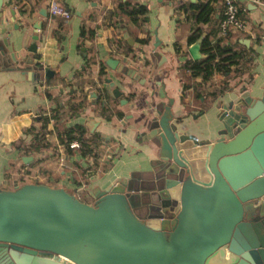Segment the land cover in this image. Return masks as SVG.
Returning <instances> with one entry per match:
<instances>
[{"label":"crops","instance_id":"crops-1","mask_svg":"<svg viewBox=\"0 0 264 264\" xmlns=\"http://www.w3.org/2000/svg\"><path fill=\"white\" fill-rule=\"evenodd\" d=\"M49 1L3 0L1 7L5 31L0 37L9 33L7 58L0 60L1 188L43 183L90 203L97 188L119 181L133 189L134 200L144 201L157 170L156 147L145 137L157 110L169 103L178 132L214 140L221 136V110L236 105L240 94L257 98L264 93V0L262 5L239 1L246 30L232 33L238 42L246 38L250 43L239 42L247 56L242 71L226 77L214 71L203 82L185 66L191 59L186 45L191 21L173 0H126L146 7L145 20L138 23L118 14V0H53L68 9L66 20L47 13ZM214 7L216 19L220 4ZM42 8L45 16L39 14ZM37 21L40 27L34 29ZM33 33V61L52 71L46 80L42 70L25 71L15 62L28 54ZM15 52L13 61L8 54ZM109 57L117 61L114 69L105 64ZM75 103L81 105L73 113ZM88 116L95 121L91 131L85 125ZM76 123L96 143L90 155L63 149L62 131ZM35 136L47 147L24 151Z\"/></svg>","mask_w":264,"mask_h":264},{"label":"water","instance_id":"water-1","mask_svg":"<svg viewBox=\"0 0 264 264\" xmlns=\"http://www.w3.org/2000/svg\"><path fill=\"white\" fill-rule=\"evenodd\" d=\"M8 36L0 37V60ZM36 37L28 54L8 56L46 80L52 71L33 61ZM202 37L188 46L191 59L200 56ZM105 64L114 69L117 61ZM232 104L218 114L214 140L178 132L169 103L148 119L157 170L144 201L119 181L97 188L90 203L43 183L0 187V264H264V93L240 94ZM94 122L87 117L89 131Z\"/></svg>","mask_w":264,"mask_h":264},{"label":"trees","instance_id":"trees-1","mask_svg":"<svg viewBox=\"0 0 264 264\" xmlns=\"http://www.w3.org/2000/svg\"><path fill=\"white\" fill-rule=\"evenodd\" d=\"M175 8L180 11L185 17L191 21L190 32L186 38V45L193 43L197 37L203 33L199 44L200 56L197 59L186 58L185 66L189 70L190 75L194 79H199L200 82L209 78L212 72H217L226 77L231 72L238 74L242 71V66L247 61V56L243 52V47L234 38L232 31H227L224 35L219 34V21L221 14L214 19V3L217 0H195L191 3L189 0H173ZM116 10L118 14L126 17L132 23L143 22L145 20L144 13L146 7L140 3H129L128 1H120L116 3ZM208 25H211L208 27ZM98 74L105 77L102 67L99 68ZM194 81V87H195ZM222 85L220 89H222ZM76 104V103H75ZM77 103L72 108L75 113L76 107H80ZM45 123V118L42 124ZM85 128L80 123H76L67 127L62 131L63 137L60 138L63 149L70 150L68 143L75 140L78 143L76 148L81 155H90L94 151L96 143H91L90 138L84 136ZM59 133L58 135H60ZM41 137V134L39 135ZM35 136L34 143H29L24 147V151L33 150L38 151L47 147L46 143H41V139ZM39 138V139H38Z\"/></svg>","mask_w":264,"mask_h":264},{"label":"built area","instance_id":"built-area-1","mask_svg":"<svg viewBox=\"0 0 264 264\" xmlns=\"http://www.w3.org/2000/svg\"><path fill=\"white\" fill-rule=\"evenodd\" d=\"M220 4L221 19L219 21L218 30L220 35H224L227 31H239L246 30L245 21L239 15V1L252 3L255 5H262L263 0H217ZM46 11L49 15H56L66 20L70 13L68 9L62 5L57 4L55 1L50 0L47 3ZM69 148H77L78 143L75 140H71L68 143Z\"/></svg>","mask_w":264,"mask_h":264}]
</instances>
